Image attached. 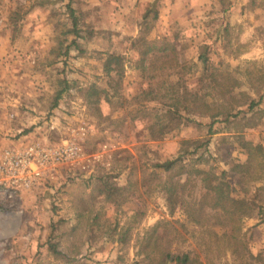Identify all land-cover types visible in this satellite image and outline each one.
I'll use <instances>...</instances> for the list:
<instances>
[{
  "label": "rangeland",
  "instance_id": "obj_1",
  "mask_svg": "<svg viewBox=\"0 0 264 264\" xmlns=\"http://www.w3.org/2000/svg\"><path fill=\"white\" fill-rule=\"evenodd\" d=\"M38 141L85 158L0 195V264H264V0H0V152Z\"/></svg>",
  "mask_w": 264,
  "mask_h": 264
},
{
  "label": "built area",
  "instance_id": "obj_2",
  "mask_svg": "<svg viewBox=\"0 0 264 264\" xmlns=\"http://www.w3.org/2000/svg\"><path fill=\"white\" fill-rule=\"evenodd\" d=\"M84 158L81 147L73 142L57 145L38 141L5 148L0 152V195L13 197L32 189L49 169L80 163Z\"/></svg>",
  "mask_w": 264,
  "mask_h": 264
},
{
  "label": "trees",
  "instance_id": "obj_3",
  "mask_svg": "<svg viewBox=\"0 0 264 264\" xmlns=\"http://www.w3.org/2000/svg\"><path fill=\"white\" fill-rule=\"evenodd\" d=\"M122 62H123V58L120 55H115L113 53H108L106 61H105V64H104L105 70L108 73H111L114 69L116 70V68L122 67ZM64 91H66V89H63L61 92L58 93L57 102L60 99V97L62 96V93ZM255 105H257V103H255L253 101L249 105L250 109L253 110ZM55 106H57V103H56ZM178 159H180V158H177L175 160H167L164 163L158 164L156 166L164 169L165 171H168V170H171L173 168V165L178 161ZM195 170L199 174H206V172L204 170H202V169H195ZM205 180L207 182L210 181V183H211V180L206 179V178H205ZM207 186H209V188H211L210 184H208ZM226 187L229 189V185L227 183L223 182V181H219L217 183L215 189H216L217 198H219V200H225V199L229 198V196H227V194H225V188ZM167 191L169 193L167 199L170 202L174 201V205H175L176 202H177L176 199H174L175 192L172 191L170 187L167 189ZM221 207L225 208V205H221ZM148 253L149 252H147V255H145V256H148ZM157 260L158 261L155 264H166V262H168V261H174V262H176V264H190L191 257H190V255L188 253H185V254H182V255H176V254H172L169 251H164V252H162L160 254V256L158 257ZM136 264H138V263H136ZM147 264H153V262L151 261V262H149Z\"/></svg>",
  "mask_w": 264,
  "mask_h": 264
}]
</instances>
